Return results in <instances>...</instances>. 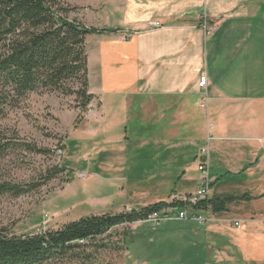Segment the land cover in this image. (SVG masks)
Listing matches in <instances>:
<instances>
[{
	"label": "crops",
	"instance_id": "crops-1",
	"mask_svg": "<svg viewBox=\"0 0 264 264\" xmlns=\"http://www.w3.org/2000/svg\"><path fill=\"white\" fill-rule=\"evenodd\" d=\"M110 6L113 26L95 28L102 32L89 36L99 40L100 89H90L100 104L99 128L104 135L124 128L128 133L112 136L110 153L126 164L142 154L164 161L156 168L162 174L147 180L151 188L172 171L186 177L192 167L172 166L178 161L193 159L199 172L210 133L213 194L251 197L221 214L199 211L204 223L165 222L160 228L191 230L176 264H264V219L252 211L264 200V0H112ZM89 9L83 11L85 25ZM204 19L215 27L209 36L201 28ZM151 22L162 27H150ZM203 74L206 109L200 107ZM213 161L225 174L212 176ZM199 181L187 179L182 194L194 193ZM224 182L230 187L218 189ZM241 186L242 194L234 195ZM224 222L235 239L226 240L227 227L218 225ZM195 224L205 227V235L192 229Z\"/></svg>",
	"mask_w": 264,
	"mask_h": 264
},
{
	"label": "rangeland",
	"instance_id": "rangeland-1",
	"mask_svg": "<svg viewBox=\"0 0 264 264\" xmlns=\"http://www.w3.org/2000/svg\"><path fill=\"white\" fill-rule=\"evenodd\" d=\"M58 1L69 9L70 20H85L83 13L90 8L86 19L89 28L111 27L114 24L110 8L112 0ZM98 42L96 36L88 37L89 84L93 93L100 89ZM80 88V83L70 82L63 90L31 93L18 107L10 109L6 118L0 120V130L44 151L38 153L20 149L0 158V184L33 187L30 193L18 198L0 197V230L17 236L32 235L57 230L72 220H79L84 214L101 216L140 210L160 201H169L173 195H181L187 179H200V173L195 169L197 163L193 159L190 162L178 161L172 166L192 167L186 177H180L182 172L172 171V177H167L166 182L163 179L150 188L147 183L149 176L162 174L156 168L165 162L150 161V156L142 154L138 161L126 164L120 160L121 155H112L110 152L114 148L108 141L118 133L126 135L127 131L125 133L124 128L123 131L104 135L99 128V102L93 101L86 112H82L80 100L73 94ZM61 150L64 152L62 155L59 154ZM127 156L129 159L127 153L122 157ZM212 166V176L225 174L226 171L217 169L221 166L216 165L215 161ZM63 168L66 172L54 174L56 169ZM79 173L86 174L87 178L80 179ZM229 187L224 182L218 189ZM187 189L192 190L191 187ZM135 191H145V194L135 195ZM233 191L234 195L242 194V186L240 190ZM88 210L90 213H87ZM252 211H257L256 217L264 219V200L258 202L257 208ZM204 215L208 217V214ZM218 225L224 228L228 226L225 222ZM192 229L205 235L202 225L195 224ZM115 231H124L126 236L113 234V237L100 238L89 246L83 245L87 254L96 253V261L91 264H176L179 262L176 254L179 251L183 253L180 246L187 244L184 240L191 235V230L175 231L165 226L152 231L150 225L139 223L119 226ZM161 237L162 240L156 242ZM230 238L235 239V233L227 227L226 240ZM102 243L107 248L97 246ZM62 264L82 263L68 260Z\"/></svg>",
	"mask_w": 264,
	"mask_h": 264
},
{
	"label": "trees",
	"instance_id": "trees-1",
	"mask_svg": "<svg viewBox=\"0 0 264 264\" xmlns=\"http://www.w3.org/2000/svg\"><path fill=\"white\" fill-rule=\"evenodd\" d=\"M68 11L58 0H0V120L29 94L63 90L70 82L81 84L73 94L80 100L82 112L94 101L89 90L87 38L102 31L70 20ZM20 149L44 152L0 130V158ZM61 172L66 169H56L54 174ZM32 188L1 183L0 197L18 198ZM250 199L249 195L226 197L212 192L196 210L221 214L230 204ZM166 207L168 201H160L140 210L85 216L57 230L32 235L17 236L0 230V264H62L68 260L91 264L96 261V253L87 254L84 244L89 246L113 234L126 236L115 229L144 220ZM97 246L107 248L105 243Z\"/></svg>",
	"mask_w": 264,
	"mask_h": 264
},
{
	"label": "built area",
	"instance_id": "built-area-1",
	"mask_svg": "<svg viewBox=\"0 0 264 264\" xmlns=\"http://www.w3.org/2000/svg\"><path fill=\"white\" fill-rule=\"evenodd\" d=\"M149 26L156 29L162 27L159 22H151ZM201 28L203 29L205 36H209L215 31V27L210 25L206 19L203 20ZM199 87L205 90L200 107L206 109L208 97L206 94L207 77L205 74L200 77ZM212 140V135L209 133L206 137V144L201 149L202 159L198 166V171L200 173L198 189L191 194L173 195L168 201V207L162 211L154 212L148 215L144 220H140L136 223L144 225L148 224L152 231H157L163 223L169 221L205 222V218L198 213L199 211H197L196 208L208 200L212 193V185L214 183L210 176V143ZM59 154L62 155L64 152L59 151ZM78 177L80 179H85L86 175L78 174ZM234 226L238 229L243 227L242 223L239 221L234 222Z\"/></svg>",
	"mask_w": 264,
	"mask_h": 264
}]
</instances>
